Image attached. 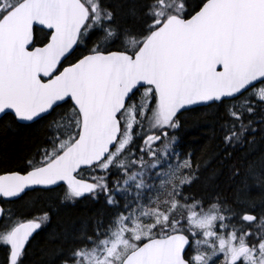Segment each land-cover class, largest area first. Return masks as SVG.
I'll list each match as a JSON object with an SVG mask.
<instances>
[{"label": "snow or ice", "instance_id": "snow-or-ice-1", "mask_svg": "<svg viewBox=\"0 0 264 264\" xmlns=\"http://www.w3.org/2000/svg\"><path fill=\"white\" fill-rule=\"evenodd\" d=\"M9 129L32 146L0 153V264L83 203L39 264H264V0H0Z\"/></svg>", "mask_w": 264, "mask_h": 264}, {"label": "trees", "instance_id": "trees-1", "mask_svg": "<svg viewBox=\"0 0 264 264\" xmlns=\"http://www.w3.org/2000/svg\"><path fill=\"white\" fill-rule=\"evenodd\" d=\"M180 136L183 138L185 147L197 155L211 156L219 147V137L214 134L212 125L205 122L203 116L198 113H190L184 117V128L180 132ZM27 137L28 134L23 131L16 132L9 129L6 135H0V153L6 154L9 158H18L22 154H26L32 146ZM38 206L41 209L44 207L42 202ZM93 211V206L90 203L61 209L59 216L53 219L52 228L37 238L33 246L32 259L39 264L44 259V256L40 254L42 250L54 246L49 244V241L58 225L71 227L73 231H80L83 222L88 220ZM88 229L90 230V222ZM0 259H3L2 252H0Z\"/></svg>", "mask_w": 264, "mask_h": 264}]
</instances>
